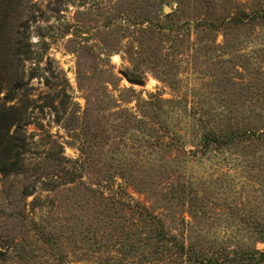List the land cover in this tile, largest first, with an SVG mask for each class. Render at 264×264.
Here are the masks:
<instances>
[{
  "label": "rangeland",
  "instance_id": "1",
  "mask_svg": "<svg viewBox=\"0 0 264 264\" xmlns=\"http://www.w3.org/2000/svg\"><path fill=\"white\" fill-rule=\"evenodd\" d=\"M243 12L264 0H0V81L28 82L0 110L22 108L30 149L0 180V264L138 262L161 225L264 264V136L203 145L264 131V19L221 24Z\"/></svg>",
  "mask_w": 264,
  "mask_h": 264
},
{
  "label": "trees",
  "instance_id": "2",
  "mask_svg": "<svg viewBox=\"0 0 264 264\" xmlns=\"http://www.w3.org/2000/svg\"><path fill=\"white\" fill-rule=\"evenodd\" d=\"M257 13H246L243 12L240 15L233 16L232 18H223L221 24L230 22L234 25H242L244 23H252L257 17L264 19V12ZM229 19V20H228ZM219 21V20H217ZM201 24L209 25L212 28H217V23L213 21L201 22ZM24 49V48H23ZM29 51L23 52L22 56H25V59H28ZM12 80L9 81H0V96L5 91L6 94L4 97H0L6 105L8 103H15L19 96L24 95L28 91V82H25L23 76L19 72L11 74ZM255 87L264 88V79L255 80ZM261 93V92H260ZM261 96L263 97L262 93ZM228 102V101H227ZM2 106L0 110V180L3 178L10 177L11 175L18 174L24 171V161L25 156L30 151L29 144L24 134L23 126H25L24 113L21 111V107L14 104L9 107ZM15 126L13 132L12 128ZM220 131V130H219ZM210 130L204 134L203 145L205 148L210 149L212 145L217 146L218 148H225L236 145L239 142L244 140H254L264 136V131H253L248 130L244 127H238L233 130H223L222 132ZM257 135H255L256 133ZM222 133V134H220ZM35 188L30 189L27 187L24 192L25 196H30L34 194ZM157 219V217H155ZM158 221V219H157ZM186 222L185 219H182V223ZM186 229V228H185ZM150 237L147 238L146 246H150V253H145L142 258L138 261H132L128 264H167L174 263L177 259H185L187 262L194 261L196 264H214L215 260L206 259L204 255L196 253L194 250V245L188 246L183 237L172 234V232L166 227V225H161L156 227L153 231L150 230ZM184 236V235H182ZM44 240L48 243L52 242L50 237L44 235ZM182 238V239H180ZM167 255L165 257L164 255ZM252 255L259 254V251H253ZM264 257V253H260ZM209 263L205 262L208 261ZM108 261V260H107ZM120 261L123 262L121 259ZM232 261L230 254H226L223 257V261ZM220 262L217 260L216 264ZM106 264V263H102Z\"/></svg>",
  "mask_w": 264,
  "mask_h": 264
}]
</instances>
